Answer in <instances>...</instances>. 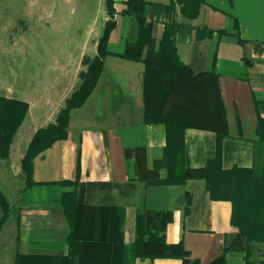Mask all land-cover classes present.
<instances>
[{"label":"crops","instance_id":"0c3cea01","mask_svg":"<svg viewBox=\"0 0 264 264\" xmlns=\"http://www.w3.org/2000/svg\"><path fill=\"white\" fill-rule=\"evenodd\" d=\"M139 15L149 26L155 50L167 26L175 25L179 61L196 75L215 77L226 123L222 166L251 168L259 159L264 0H204L193 16L183 13L180 0H101L95 40L89 45L84 41L76 59L59 68L44 96L37 100L35 95H0L27 104L4 159L8 166L12 157L18 161L22 180L17 195L7 199L6 221L15 225L11 264L17 253L65 256L73 264H183L181 256L160 255L159 247L149 246L150 234L179 245L200 264L258 261L262 244L238 231L232 223V201L212 197L205 178L157 182L168 174L160 165L168 146L166 126L145 120L144 63L123 56L126 43L138 37ZM108 22L112 27L98 79L85 101L69 111L66 136L31 159L27 185L21 160L36 129L31 126L56 121L55 112L80 84L83 57L98 54V39ZM26 120L30 129L21 134ZM183 140V168L203 169L216 154L214 129L189 127ZM71 191L81 206L72 256L68 244L72 228L62 201V195ZM119 231L122 242L116 238Z\"/></svg>","mask_w":264,"mask_h":264},{"label":"trees","instance_id":"16d2710c","mask_svg":"<svg viewBox=\"0 0 264 264\" xmlns=\"http://www.w3.org/2000/svg\"><path fill=\"white\" fill-rule=\"evenodd\" d=\"M204 0H180L182 11L187 16L196 14L199 5ZM138 37L126 43L123 56L131 60H140L144 63L143 97L144 117L147 122H162L166 126L168 146L164 151V159L160 165L166 168V178L158 183L183 182L186 178L203 177L210 195L214 198H225L232 201V223L238 231L244 234L250 242L260 241L262 248L256 263L264 264V237L254 234L248 229L251 222L241 220L234 200L220 192L231 184L242 187L255 172H261L264 180V121L258 122L260 140L257 143L258 160L251 168L232 166L225 168L221 163V142L226 137V123L221 110L215 77L212 75H196L186 65L182 64L175 52L173 35L175 25L167 26L157 50L154 49L153 39L150 36L149 26L138 16ZM112 27L106 23L97 43L98 54L93 57H83L84 70L79 73L80 84L65 100V109L56 117V124L45 129H39L30 140L27 150L21 160V167L25 175V183L29 185L31 176V159L40 151L51 145L54 141L66 136V125L69 111L81 105L91 93L101 70L102 57L107 53L106 43L108 33ZM157 81V84L154 82ZM165 84V85H164ZM27 109L24 101L9 99L0 96V147L2 158H6L12 137L20 125ZM206 127L216 131V154L210 158L203 169H190L184 167V131L189 127ZM252 175V176H251ZM74 182V181H73ZM64 181V184H73ZM264 185V182H263ZM247 187V185H245ZM65 214L71 225L68 239L70 255L74 253L77 243L73 239L77 223L80 204L77 203L74 191L62 195ZM264 201V192H263ZM1 211L4 218L9 213L7 200L0 199ZM103 208H99L101 212ZM6 211V212H4ZM143 231V230H141ZM264 231V226H263ZM121 241V232L116 235ZM111 241V240H110ZM100 241L98 240L97 243ZM102 243V241L100 242ZM111 243V242H110ZM149 246L159 247L160 255H178L183 258V264H200L190 260L186 251L179 245L166 244L162 237L150 234L146 240ZM69 258V257H68ZM14 264H73V260L65 256H25L16 254Z\"/></svg>","mask_w":264,"mask_h":264},{"label":"rangeland","instance_id":"374dc122","mask_svg":"<svg viewBox=\"0 0 264 264\" xmlns=\"http://www.w3.org/2000/svg\"><path fill=\"white\" fill-rule=\"evenodd\" d=\"M100 1L0 0V95L11 93L20 98L35 95L37 100L44 96L46 89L55 83L59 68L76 59L84 41L89 45L95 40L99 27L95 17ZM65 100L55 112V118L65 109ZM56 123H45L42 127L34 124L32 138L39 129ZM28 128L26 120L20 133L27 132ZM1 148L0 199L5 201L17 195L22 180L18 161L12 157L9 167L6 158H2ZM254 177L242 187L231 184L220 192L234 200L239 223L251 222L248 229L253 235L264 237V180L260 171ZM1 207L0 203V264H11L10 238L14 236L15 225L7 223Z\"/></svg>","mask_w":264,"mask_h":264},{"label":"built area","instance_id":"2783aa9c","mask_svg":"<svg viewBox=\"0 0 264 264\" xmlns=\"http://www.w3.org/2000/svg\"><path fill=\"white\" fill-rule=\"evenodd\" d=\"M116 17H117V14H114V15H113V18L115 19Z\"/></svg>","mask_w":264,"mask_h":264}]
</instances>
